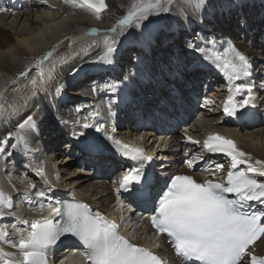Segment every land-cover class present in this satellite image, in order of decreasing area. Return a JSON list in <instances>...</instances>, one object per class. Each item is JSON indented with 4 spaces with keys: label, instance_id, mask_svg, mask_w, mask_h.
Instances as JSON below:
<instances>
[{
    "label": "snow or ice",
    "instance_id": "obj_1",
    "mask_svg": "<svg viewBox=\"0 0 264 264\" xmlns=\"http://www.w3.org/2000/svg\"><path fill=\"white\" fill-rule=\"evenodd\" d=\"M65 3L87 11L97 19H101L108 9L106 0H65ZM207 3L208 0H130L125 15L104 33L98 28L89 29L86 35L103 38L82 44L80 50L88 52L96 47L102 55L93 63L113 65L117 51L116 34L124 36L129 30H139L136 39L143 46L150 47L155 38L154 26L162 23L160 18L173 12L187 18L188 10L201 13ZM186 47L199 53L202 61L226 79L228 94L223 103L224 113L229 117L239 114L241 119L250 115L244 111L255 107L256 99L246 80L252 75L250 57L231 41L217 46L210 40L207 46L201 47L188 41ZM52 58L53 52H48L37 62L41 79L46 75L45 62ZM31 83L35 87L38 82L32 80ZM106 87L116 92L119 85L113 82ZM62 91L63 85H60L56 94L60 95ZM113 103L109 101L106 105L109 115H114ZM6 111L4 104L0 103V117ZM101 116L102 110L97 106L82 121L75 123L81 124L83 129L93 128ZM17 128V132L0 138V160L12 155L5 151L12 139L16 141L12 148L22 145L25 153L35 151L25 135L36 128L34 116L28 115ZM96 130L100 131L99 128ZM115 132V127L110 133L104 132L105 139L119 155L135 163L114 181L117 185L115 192L118 197L122 191L126 192L148 208L150 224L157 236L166 234L167 243L175 253V264H264V255L257 254L254 248L264 238V160H254L238 147L234 139L218 133L210 134L203 141L201 151L227 158L226 178L215 176L216 172L225 170L224 163L207 160L200 171L213 178L205 177L198 182L192 175L177 174L161 188L153 182L151 173H146L145 165L152 157L145 148L115 138ZM73 135L84 136V132H74ZM185 135L188 143L200 144L187 133ZM82 147L90 153L99 150V145L88 140L82 142ZM203 160L204 157L196 153L186 160V164L192 169ZM35 170L45 185L35 195L43 200L48 195V174L43 165L36 166ZM28 188L34 189L36 184L30 183ZM12 208V196L0 188V264H55L51 257L58 242L66 235L76 238L84 247L89 264H174L153 249L132 242L121 234L120 225L115 220L100 211L94 212L86 203L74 201L55 206L49 200L46 205L40 203L37 209L43 214L46 208L47 215L31 221L16 215ZM8 216H15L16 222L10 226L3 223Z\"/></svg>",
    "mask_w": 264,
    "mask_h": 264
},
{
    "label": "bare ground",
    "instance_id": "obj_2",
    "mask_svg": "<svg viewBox=\"0 0 264 264\" xmlns=\"http://www.w3.org/2000/svg\"><path fill=\"white\" fill-rule=\"evenodd\" d=\"M240 1L239 5L247 4L245 1ZM107 2L110 3V0H107ZM208 2H211V0H208ZM260 2L264 4V0H260ZM53 3L55 2H52V0H49V2H41L37 0H30L28 2L19 0H0L1 20H5V22H7L13 14L15 15V19L17 18L18 20L14 21L16 26L20 25L21 21L22 23L25 22V20L26 22L30 21L31 23V19L32 22L37 24L34 32L30 30L27 31L25 26H21L19 31L8 33L5 28L0 26V103H3L5 109L7 110L6 114L2 117L4 120L0 122V135L5 131H11L13 133L17 132L18 124L23 122L28 115H32V112H35L33 116L36 122V128L26 135V139L29 143L31 138L30 147L35 151L25 153L23 147H11V145L14 144L12 141L15 139L8 141V147H6L5 151H10L12 155L6 156L3 160H0V188H3L12 196L13 208L11 211L16 213V215L28 219L29 221L32 219H39L40 217L47 215L46 208L43 214H40L37 211L40 203H45L46 205L50 200L53 205H55L61 195H66V193L70 192L76 193L79 198L86 200L88 204L93 205L96 209L109 212L110 216L114 218L116 222H120V217H118L119 214L111 211V209L114 205H118L119 212L123 213L122 218L125 217V222L123 223L125 235L129 237L131 236L134 242L145 245L149 248H152L155 243L159 244L160 248L154 249V251L160 253L166 259L173 261L175 264V253L168 246V244H166L165 238L157 236L149 228L147 220L139 216L138 213L133 212L130 202H122L116 195V186L113 187V185L107 181L109 168H113L115 171L119 168V164L121 162L117 161L115 158L111 160L109 157L107 159L111 160V163L108 165L109 168L104 170L102 174H94L95 176L93 177L97 178V181L94 183L88 182L87 179L90 177L80 176L78 178H73V173L75 171H69L68 166H70L73 162L76 164L77 162L79 163L80 157H78V154H82L80 149L74 148L79 147L80 143L82 144L85 140L90 141L91 138H96L98 133H110L111 129L115 127L116 132L113 135L117 138H125L129 141L138 140L145 147L147 153L151 157L155 158L159 165L166 167L168 170L172 169L171 172H191L192 169H194L193 172L197 174L199 178H208L211 176L206 172L200 171V169L203 167L204 161H215L212 158L213 154L207 153L206 150L201 151L200 144L193 145L188 143L185 133H187V136H191L192 132H199L201 143H203V141L210 134H221L227 138L234 139L237 142L238 147L250 154L254 160H264V88L263 91L259 92V94H255L252 90V95L256 98L255 107L244 110L246 112H250L251 114L246 116L239 125L232 123V120L230 119L231 117L227 116L223 111V103L228 94V83L226 82L218 85L224 86L215 88V90L221 89L223 90V93H210V96H218L215 99L219 100V102L216 104L214 102V104L217 105V108H211L210 112L207 114L204 112V115L200 116L193 125L191 118L193 116V112L196 110L193 108L194 106L192 100L199 99V88H201L199 83H202V80H200L202 79L201 76L197 79H190V77L188 79L186 77L189 81V85L191 86L187 84L185 85L181 80H177L178 82L175 85L178 87L177 91L181 94L183 102L175 105L171 101L170 94L166 88L167 85L164 86L162 83L163 77L161 75H157L155 71H152L151 76L145 77L143 80L147 81L148 84L149 82L155 80V82L159 84V86H155L158 88L157 93L160 96V98L156 100V103H154L155 95H152L151 93L150 96L145 97L144 95V92L152 91L150 85L153 84H145L144 81L140 79L143 83H139L140 86L134 87L138 90V96H135L136 100L131 101V96L127 93L121 94L117 97V102L113 103L114 115H109L106 106H102L101 104L99 107L102 110V116L95 121V126L93 128L83 129L81 124L76 125L75 122H69L67 124L60 122L61 120L66 121L64 117H70L72 115V120L77 117L75 116L76 111L74 110L70 111L68 115H64L63 118H58L57 116V119L54 120V117L52 118V116H50L52 120H48L49 117L45 114L49 113L53 109L54 99L52 98V92L56 89L57 85L62 82H66L64 83L63 91L60 94L62 98L67 97L69 90H71L70 88L76 86L75 90L70 92L71 97L66 98V101H69L70 99L73 100V103L71 104L88 102L85 100L90 99L92 95H96L98 100L104 101V99L100 97V92L103 90V87L89 88L91 87V84L87 83H89L91 78H93V80L98 79L101 74H104L103 76H105L106 73L113 74V71L110 72L112 69L117 71L123 65L126 67L127 63L124 61H128L127 58H124L123 62L116 61L113 65L97 63V66H91L90 63H93V61L100 55V53H98L99 50H97V48L90 49L88 52H82L80 50V46L84 43L91 42L92 38H95L96 40L99 38L102 39V36L91 37L86 35L89 29L98 28L101 30V33H104L108 28L115 24L113 21L114 19L112 20L111 18H107L105 16L107 15L106 13L109 12V4L106 13L102 14L101 19H97L89 12L78 7H74L72 4L65 3V0H58L57 4H59H56L55 6ZM227 5L229 6V2ZM46 9L51 10H48L49 13L47 16L45 14H38L36 15L38 17L37 20H33V18H31L34 13H39L42 10L46 11ZM262 9H264V6H262ZM171 14L174 15L173 17H176L174 18L175 20L180 19V22H177L176 25V32H179L182 29L180 25H189L190 23L193 25L200 23L206 25L205 22L210 20L206 9L203 10V13H196L188 10L187 18L181 17L177 12H173ZM25 17L28 18L25 19ZM169 18H172V16ZM163 23L165 24V22ZM174 23L172 22L171 24ZM10 24L12 23H9V25ZM223 24L224 21L220 24V26L223 27V31H228V28ZM138 31L139 30H133V32H131L132 37L136 41V45L148 53H152L155 42H153L150 47H141L140 45L142 44L138 42L135 36ZM81 34H83L85 39L80 43H77L76 45L74 44L68 48L66 47V50L62 51L65 49V47L63 48L64 42H62L61 46L63 49H61V46L57 49V44L60 40L67 37L71 38L73 35L76 36ZM205 34L208 36L210 35L209 33ZM118 36L120 37L119 39L122 38L119 34H116L115 38L117 39ZM195 37L196 33H194L191 40L194 41ZM119 39H117V42L120 41ZM195 44L198 47L207 46L205 44L199 45L200 43L198 42H195ZM258 44L251 46L248 51L244 52L250 57L252 67L255 63H257L253 59L254 51H259L260 57H264V34L258 36ZM222 45L223 43L217 44V46ZM48 52H53V58L52 60L45 62L46 75L44 79H41L38 75L39 69L37 68V62ZM184 53L192 57L191 60L195 61L194 67L197 65H203L200 57L191 53L190 50H186ZM89 54L95 55L90 58V56H88ZM116 54L117 53H115V56ZM61 57L64 59L60 60ZM81 57L82 59H80ZM54 62L55 66L53 67ZM88 65H90L89 70L84 74L81 69ZM168 71V69L164 68L163 75H171L173 78L178 76V74L168 73ZM191 72H193V70ZM206 72V75L212 77V80L219 81L223 78L221 73H219L216 69L212 71L209 67H206ZM21 73H26V75H21ZM260 74L264 78V71H261ZM81 79L85 81H82ZM32 80H37V86L34 87L32 85ZM246 80L247 83L254 85V87H256L258 83L257 77L254 75L246 78ZM92 84L96 83L93 82ZM141 85H143V87H141ZM262 85L264 86V81L262 82ZM79 87H81L80 90L78 89ZM206 87L204 89H206ZM204 96V100L212 101V99L208 98L207 95ZM23 97L31 99L27 107H25ZM145 99H153L154 101L144 103ZM59 101L60 99L57 101V105H59ZM36 102L44 103V106L38 115L36 114V109H34V104ZM69 104L70 102H68L66 106L68 107ZM139 105H141L142 108L137 110L136 106ZM154 105V108L149 107ZM177 106L181 108H185L186 106V110L190 111L188 123L189 125H192L191 129L189 131H183L181 135H178L177 133L167 134L165 131L157 129V127L162 126L166 116H168L170 112L176 110ZM13 108L15 111H13ZM201 108L203 107H200L198 113L201 112ZM117 109L124 112V116L126 117L119 120V116L116 114ZM221 109L223 115L220 114L221 116L217 117V113H220ZM214 111L215 114L213 116L212 112ZM135 112H144L145 114L142 113L141 116L139 114V119H137ZM126 118L127 120L125 121ZM257 118H259L258 121ZM250 119L253 122H257L250 123ZM201 122L203 123L201 124ZM213 122H215V125ZM119 127L121 128L119 129ZM213 127H215L214 130H212ZM97 128H99L100 131H97ZM243 129L246 130V133H243ZM81 131L84 132V136L77 137L73 135L74 132L79 133ZM64 139H66L64 142L65 146L62 148L60 145ZM192 139L196 140L194 137H192ZM69 146H71L72 149H68ZM184 147L186 148V152L202 154L204 156V160L196 163L194 168H188L184 159L185 153H180ZM73 149L76 151V154H78L71 157L72 155H70V152H73ZM66 156L67 158L64 160ZM105 156L106 155L97 156L100 164H104ZM217 156L220 157L222 159V163L225 164V170L223 172L215 173V175L220 176L226 173L229 164L227 163V158L222 154H217ZM9 159H11V161H8ZM38 165H43L45 167L48 174L47 178L49 180V185L47 186L48 195L47 198H44L43 200L37 198L35 195L36 191L41 188H45L42 178L37 175L35 170ZM19 167H22L21 171L19 170ZM17 172H20V174L23 175V179L20 182H16L15 177H17ZM78 173L82 174L80 171ZM156 173V177L161 178L159 171H156ZM30 183L36 184V188H28ZM125 207L126 211H124ZM15 222V216H8L3 221V223L9 224V226ZM9 231H12L11 227H9ZM65 248V251L57 257L56 262H58V264H83V258H79L78 255L72 252H68V247ZM254 248L257 254L264 255V238L258 241ZM66 253L69 254L67 255ZM56 256L57 255H54V259Z\"/></svg>",
    "mask_w": 264,
    "mask_h": 264
},
{
    "label": "rangeland",
    "instance_id": "obj_3",
    "mask_svg": "<svg viewBox=\"0 0 264 264\" xmlns=\"http://www.w3.org/2000/svg\"><path fill=\"white\" fill-rule=\"evenodd\" d=\"M45 1L49 2V0H44L42 2H45ZM239 1L240 0H211V2H208L204 9H206L210 20L205 22L206 25H203L201 23L195 25V26H197V36H196L197 40L195 39L196 41H194V42L200 43L199 45H204V44L207 45V41H210V40L215 41L216 44H218V43L224 44L227 41H231L242 52H246V51H248L249 48H251V46L258 44V36H261L262 34H264V22H263L264 21V9H262V6H264V4H262V2H260V0H242V1H245L247 4H243V5L240 4L239 5V3L241 2V1L240 2ZM52 2H55V3H53V5L55 6L57 4L58 0H52ZM228 2H229V6L227 5ZM108 4L110 6L109 12H108L109 14L106 13V11H105L104 13L107 14L105 16L107 18H111L112 20L114 19L113 21L116 23L118 18L125 15L127 7L130 4V0H110V3H108ZM231 7H232V9H231ZM259 9H260V11H259ZM0 10H1V8H0ZM48 10H50V9H46V11L42 10L39 13H34V15L31 16V18H33V20H37L38 17L36 15H38V14H40V15L45 14L47 16V14L49 13ZM215 10H217V11H215ZM53 11H56V10H53ZM201 13H203V12H201ZM170 16H172V18H169ZM173 16L174 15H172V14L165 15L164 17L160 18V19H162V23L154 26V31H155L154 37L155 38H154L153 42H155V45L153 46L152 53H148L147 51L141 49L138 45H136V41L131 35V32H133V30H129V32L126 33L124 36H122L121 39H119L120 38L119 36L117 37V39H119L120 41L117 42L118 46H116V47H118V48H117V52H116L117 54L114 57V60H115V62L116 61L123 62V59L127 58L128 61H124L125 63H127L126 67H124V65H123L117 71L112 69L110 72L113 71V74L106 73L105 76H103L104 74H101L98 79L93 80V78H91L89 83H87V84H91L90 85L91 87H89V88H92V87L101 88V87H103V90L100 92V94H101L102 99H104V101L97 100L96 96L92 95V97L89 100L88 99L85 100V101H88L87 103L82 102L84 104H81V103L80 104H71V103H73V100L72 99H70L69 101L67 100L68 102H70L69 106L67 107L66 104L68 102L66 101V97L62 98V96L56 94L54 97L53 109L47 114L44 113L45 115H47V117H49L48 120L49 119L52 120L53 117H54L53 119L56 120L57 116H58V118H63L64 115H68V113L70 111L74 110L77 113V115H76L77 117L72 120L71 118H73V116L71 115L70 117H64L65 120L68 122H76L77 120L82 121L83 118L85 116H87L88 113L94 107L101 106V105H98V102H103L102 104L103 105L105 104L104 106H106L109 101H114V103H116L117 97H119L123 93L129 94L131 96L130 100L134 101V100H136L135 96L136 97L138 96V90H137V88H134V87L140 86V84H139L140 79L143 80V78L151 76L152 71H155L157 75H161L163 77L162 83L164 86L167 85L166 88L169 90L170 95L173 91L172 87L175 84H177V82L179 80H181L185 85L186 84L189 85V81L187 80V78L189 79V77H190V79H194V78L197 79L201 76L202 79H200V80H202V83H199L201 85V88H199V90H201L202 97L204 96V93H207L208 98L212 99V101L214 100L213 102H215V104L218 103L219 100L215 99L218 96L217 95H215L214 97L210 96V93L211 92L223 93V90H221V89L215 90V88H219V87L224 86V85H222V86H218V85H221L222 83H226L227 81H225L224 77L222 79H220L219 81H216V80H212L211 79L212 77L207 76L206 75L207 74L206 66H207V68L208 67L211 68V70L215 69L214 67L208 65L207 62H205L206 64L203 63V66L197 65L196 67H194L195 61L191 60L192 57L186 55L183 52V50L185 48H183L184 44L182 43L183 42L182 36L176 37V35L174 34L176 32L177 22L179 23L180 19L175 20L174 18H176V17H173ZM27 18L28 17H25V19H27ZM16 20H17V18L15 19V15H13V14L11 15V17L9 18V20L7 22H5V20H1V18H0V26L2 28H5L6 32H8V33L19 31L21 29V26H25L27 31H29V30L32 32L35 31V29H36L35 26L37 24L32 22V19H31V23H30V21L26 22V20H25V22H23V23L21 21L20 25H18V26H16V24L14 22ZM19 20H20V18H19ZM222 21H224L223 25L228 28V31H223V27L220 26ZM163 22H165V24ZM172 22L173 23L175 22V23L171 24ZM9 23H12L13 25L12 24L9 25ZM38 24H39V22H38ZM40 25H41V23H40ZM202 32L209 33L210 35L208 36L207 34L202 33ZM74 34H77V33H74ZM191 38H193V37H191ZM70 39H72V43H69ZM84 39L85 38L83 37V34L76 35V36L73 35V36H71V38L67 37L65 39L60 40V42L57 44V49L60 48L62 42H64L63 48L65 47V49H63L62 46H61V49H63L62 51H65L66 47L68 48L70 46H73L74 44L76 45L77 43H80ZM94 39L95 38H92V40H94ZM165 39H167V42H169L168 44H165V41H166ZM99 40H101V39L100 38L97 39V41H99ZM129 45H130V47H129ZM131 45H133V46H131ZM140 46L143 47V45H140ZM178 47L181 51L179 49H177ZM93 48H96V47H93ZM97 50H99L98 53H100V55H102V51L100 49H97ZM185 51H186V49H185ZM259 53L260 52L257 50L253 52V59L257 63H255L253 65L252 73L255 72V74H256L255 77H257V79H260L262 77L260 72L264 71V66H263L264 61H262V60H264V57H260ZM94 55L95 54H92V55L89 54L88 56H90V58H91ZM58 56H59V54H58ZM80 59H82V57ZM90 65L91 66H93V65L97 66V63H90ZM90 65L86 66L85 68H82L81 71H83L85 74L86 72H88ZM164 68L168 69L169 70L168 72H170V73L178 74L179 79L177 78L175 80L174 79L170 80L171 78H169L168 76H171V75H168V76L163 75ZM198 68H200V69H198ZM192 70L194 73L191 72ZM191 73H193V74H191ZM195 74H197V75H195ZM221 76H223V75L221 74ZM125 77H127V79H125ZM81 80L85 81L83 79H81ZM92 81L95 82L96 84H92L93 83ZM143 81L145 84L147 83V81H145V80H143ZM113 82H115L116 84L119 85L116 92H112L106 87V85H109ZM64 83H66V82H62L61 84L57 85L56 88H58L60 85H64ZM150 84H153V85H150ZM148 85L151 86L152 91L144 92V95H145V97L150 96V93L152 95H155V102L154 103H156V100L158 98H160V96L157 93L158 88H156L155 86H159V84H157L154 80L153 82H149ZM189 86H191V85H189ZM251 86H252L253 92L255 94H259L261 89L258 90L257 89L258 87H254V85H251ZM75 87L76 86L72 87L73 89L68 87L71 90H69V93L67 94V98L71 97L70 92L74 91ZM141 87H143V85H141ZM205 87H206V89H204ZM80 88L81 87H79L78 89L80 90ZM54 91H55V89H54ZM54 91L52 92V95H53ZM110 93H112V94H110ZM201 95H200V97H201ZM57 97L60 99V101L64 102L61 109H60V105H57V101L59 100ZM52 98H53V96H52ZM105 99H106V101H105ZM144 101H145L144 103H149L150 101H154V100L153 99H145ZM215 104L214 103H211V104L208 103L206 106L207 107L206 109L201 108L200 113H198L195 116L194 115L192 116V118H191L192 124L194 125L195 121H197L200 116L204 115V112H205V114H207L210 112L211 108H217V105H215ZM56 105H57V107H56ZM43 106H44V103H40V102L35 103V109H36L37 115L40 113ZM91 107H93V108H91ZM136 107H137V110L142 108L141 105L136 106ZM149 107L154 108L155 105L149 106ZM86 108H87V111H86ZM77 109H79L80 111H77ZM55 111L57 113L58 112L59 113L57 114ZM78 112H82V114L79 115ZM32 113H34V112H32ZM142 113L145 114L144 112H135V114L137 115L136 118L139 119L138 116H139V114L141 116ZM212 113H213L212 115L214 116L215 111ZM59 114H60V117H59ZM220 114L223 115L222 109H221L220 113H217V117L221 116ZM54 115H56V116H54ZM124 115H125L124 112H122V111L118 112V116H119L120 120H121V118L123 119L124 117H126ZM50 116H52V118ZM47 117H46V119H47ZM126 120H127V118L125 119V121ZM258 120L259 119H257V121ZM257 121H255V122H257ZM255 122H253V123H255ZM202 123L203 122H201V124ZM213 124L215 125V122H213ZM77 125H79V124H77ZM214 129H215V127H213V130ZM245 131L246 130L243 129V133ZM8 133H12V132L11 131L10 132H8V131L3 132L0 135V138H3ZM27 133H29V132H27ZM27 133L25 135H27ZM123 133H125V132H123ZM199 134H200L199 132L196 133V131H194V132H192L191 137H194L197 141H200V138L198 137ZM194 135H196V136H194ZM65 141H66V139H64L60 145L62 148L65 146V144H64ZM12 142H14V144H16L15 140H13ZM30 143H31V138H30ZM201 144L202 143L200 142V145ZM18 147H22V145H18ZM80 147H81V145H79V148ZM79 148L75 147L74 149H79ZM200 148L202 149V145ZM74 149H73V152L72 151L70 152L71 153L70 155H72L71 157L76 156V151H74ZM180 153H185V149L181 150ZM193 154L194 153H188L185 157V161L187 159L191 158ZM200 155H202V154H200ZM67 156H68V154H67ZM67 156L65 158L63 157L64 160H66ZM215 156L216 155H213L212 158L217 163H222V159L220 157H215ZM8 161H11V159H9ZM68 169H69V171H73V170L75 172L77 171L76 173L73 171L74 172L73 178H78L80 176L81 177H90L89 179H87L88 182L94 183L97 181V178L93 177V176H95L94 172H92V170H89L88 168L84 167V164H81L78 162L76 164L75 162H73L72 164H70V166H68ZM19 170L21 171L22 167L21 168L19 167ZM79 171L82 172V174H79L78 173ZM87 172L90 174H88ZM16 175H17V177H15L16 182L22 181L23 175L20 174V172H17ZM107 181L110 183H113L114 182V175H111ZM111 211L118 213L119 217L122 218L123 213L119 212L118 205H114L112 207ZM124 211H126V207L124 208Z\"/></svg>",
    "mask_w": 264,
    "mask_h": 264
},
{
    "label": "water",
    "instance_id": "obj_4",
    "mask_svg": "<svg viewBox=\"0 0 264 264\" xmlns=\"http://www.w3.org/2000/svg\"><path fill=\"white\" fill-rule=\"evenodd\" d=\"M106 3L108 4L107 0H106Z\"/></svg>",
    "mask_w": 264,
    "mask_h": 264
}]
</instances>
